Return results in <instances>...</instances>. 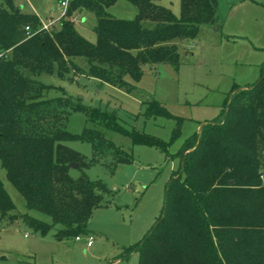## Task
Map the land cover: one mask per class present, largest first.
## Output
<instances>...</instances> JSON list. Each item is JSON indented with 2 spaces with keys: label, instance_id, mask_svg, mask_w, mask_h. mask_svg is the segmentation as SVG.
Returning a JSON list of instances; mask_svg holds the SVG:
<instances>
[{
  "label": "trees",
  "instance_id": "16d2710c",
  "mask_svg": "<svg viewBox=\"0 0 264 264\" xmlns=\"http://www.w3.org/2000/svg\"><path fill=\"white\" fill-rule=\"evenodd\" d=\"M128 1L137 11L132 20L107 13L114 0H69L58 26L45 32L36 15L22 13L12 0H0V165L25 208L50 218L47 224L25 215L23 223L41 233L53 230L56 241L84 233L93 211L106 207L112 196L104 182L90 180L83 170L73 178L68 164L87 169L107 157L113 166L132 161L98 130L69 132L73 112L166 155L180 120L176 118L170 142L129 132L113 112L94 110L65 95L48 97L52 87L34 77L56 69L65 79L76 72L129 93L135 86L126 77L137 81L144 65H178L173 40L194 39L202 25L221 26L216 0H181L179 17L158 0ZM77 10L93 13L94 44L79 36L68 19ZM143 105L144 117H170L154 99ZM72 141L89 144L92 158L87 161L66 145ZM263 152L264 62L252 85L233 88L220 114L182 142L159 216L118 257L135 252L136 264H264ZM13 208L0 181V221L12 222L7 214Z\"/></svg>",
  "mask_w": 264,
  "mask_h": 264
},
{
  "label": "rangeland",
  "instance_id": "374dc122",
  "mask_svg": "<svg viewBox=\"0 0 264 264\" xmlns=\"http://www.w3.org/2000/svg\"><path fill=\"white\" fill-rule=\"evenodd\" d=\"M59 1L12 0L16 6H22V13L34 14L42 23H47L48 19L53 22L61 19L56 11ZM216 1L220 28L216 30V27L202 25L194 39L173 40L177 47L178 65H144L143 75L137 81L126 77L135 86L129 93L76 72H70L65 79L59 77L56 69L51 74L34 77L52 87L48 97L65 95L73 102L94 110L107 114L113 112L118 124L129 132L135 130L170 142L173 131L178 127V118L179 133L169 144V155H166L155 147L133 144L127 136L87 122L81 112H73L69 116V132L80 134L84 127L98 130L132 160L113 166L107 157L87 169L69 171L76 178L83 170L90 180H101L112 191L106 207L95 209L86 231L78 235L82 239L87 234L93 237L90 248L84 241L75 242L74 238L56 241L53 230L41 233L25 225L21 218L25 215L47 224L50 218L25 208L23 199L7 180L0 165V181L14 205L7 214L14 217L12 222L4 218L0 221V264L137 263L135 252L126 259L118 256L125 248L139 242L159 216L164 188L178 164L174 153L188 136L198 131L201 124L220 114L233 88L248 87L258 79L264 62V0ZM157 3L179 17L181 0H158ZM106 11L121 20H132L137 12L128 0H114ZM68 19L79 36L95 43L93 13L77 10ZM144 25L150 26L148 22ZM75 62L80 66L84 64L81 58H76ZM151 99L157 101L170 117H144L143 103ZM66 145L82 154L87 161L92 158L89 144L72 141Z\"/></svg>",
  "mask_w": 264,
  "mask_h": 264
},
{
  "label": "built area",
  "instance_id": "2783aa9c",
  "mask_svg": "<svg viewBox=\"0 0 264 264\" xmlns=\"http://www.w3.org/2000/svg\"><path fill=\"white\" fill-rule=\"evenodd\" d=\"M68 1L69 0H60L58 2V10L60 12L61 18L64 17V15H65V11H66V8H67V5H68ZM40 24H41L40 25V29L41 30H43L45 32H49L52 29V27L54 25V22L51 19H48V22L47 23L40 22ZM26 30H27V28H26ZM2 56H3V54L0 52V57H2ZM74 241L75 242L84 241L85 246L87 248H89L92 245V243H93V237L91 235H88V234L86 235V237L84 239H82L79 236H76L74 238Z\"/></svg>",
  "mask_w": 264,
  "mask_h": 264
},
{
  "label": "crops",
  "instance_id": "0c3cea01",
  "mask_svg": "<svg viewBox=\"0 0 264 264\" xmlns=\"http://www.w3.org/2000/svg\"><path fill=\"white\" fill-rule=\"evenodd\" d=\"M17 7L20 9L21 12H23V11L21 10V9H22V6H17ZM56 11L59 12L58 7H57ZM59 13H60V12H59ZM59 21H60V19L57 20L56 22H54V25L57 24V23H59ZM54 25H53V26H54ZM216 30H217V29H216ZM91 246H92V245H91ZM91 246H90V247H91ZM90 247H89V248H90ZM137 259H138V258H137ZM135 263H136V261H134V264H135Z\"/></svg>",
  "mask_w": 264,
  "mask_h": 264
},
{
  "label": "water",
  "instance_id": "95a60500",
  "mask_svg": "<svg viewBox=\"0 0 264 264\" xmlns=\"http://www.w3.org/2000/svg\"><path fill=\"white\" fill-rule=\"evenodd\" d=\"M216 29V28H215ZM68 167L70 168V169H76L77 168V164H75V163H69L68 164Z\"/></svg>",
  "mask_w": 264,
  "mask_h": 264
}]
</instances>
